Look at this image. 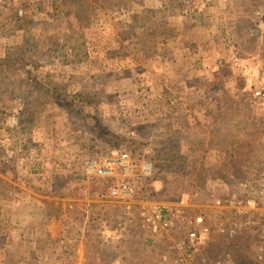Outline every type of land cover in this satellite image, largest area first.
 I'll return each mask as SVG.
<instances>
[{
    "label": "rangeland",
    "instance_id": "1",
    "mask_svg": "<svg viewBox=\"0 0 264 264\" xmlns=\"http://www.w3.org/2000/svg\"><path fill=\"white\" fill-rule=\"evenodd\" d=\"M263 72L264 0H0V264H171L197 215L193 264H264ZM113 152L172 229L86 176Z\"/></svg>",
    "mask_w": 264,
    "mask_h": 264
},
{
    "label": "built area",
    "instance_id": "2",
    "mask_svg": "<svg viewBox=\"0 0 264 264\" xmlns=\"http://www.w3.org/2000/svg\"><path fill=\"white\" fill-rule=\"evenodd\" d=\"M254 97L264 102V72L260 76V86L253 91ZM113 156L105 159L103 162L96 160L87 161L85 164V174L87 177H109L113 178L120 171L122 179L109 188V197L117 203L123 204L127 210H137L142 219V226L156 233L158 231H168L173 228L174 218L181 215V208L188 205V195H184L180 205L177 207H168L161 204H142L134 201L136 194L135 187L131 183L134 161L127 152H113ZM153 171V165L150 161H143L141 165V174L150 177ZM261 202L264 205V189L261 192ZM249 202L248 204L251 205ZM217 204H220L219 201ZM193 225L188 232L185 241L178 243L173 250L171 264H193V257L200 252V235L208 233L209 229L205 224V218L197 215L190 221ZM264 242V234L262 236ZM264 248H259L260 258Z\"/></svg>",
    "mask_w": 264,
    "mask_h": 264
},
{
    "label": "trees",
    "instance_id": "3",
    "mask_svg": "<svg viewBox=\"0 0 264 264\" xmlns=\"http://www.w3.org/2000/svg\"><path fill=\"white\" fill-rule=\"evenodd\" d=\"M252 95H253V90H252ZM259 101H260V100H259ZM260 102H262V101H260ZM235 261H236L237 264H256V263H253L252 261H248V260H246V259H244V260H242V261H239V259H236V258H235Z\"/></svg>",
    "mask_w": 264,
    "mask_h": 264
},
{
    "label": "crops",
    "instance_id": "4",
    "mask_svg": "<svg viewBox=\"0 0 264 264\" xmlns=\"http://www.w3.org/2000/svg\"><path fill=\"white\" fill-rule=\"evenodd\" d=\"M68 208H71V209H73V208H72V207H70V206H68ZM70 223H73V221H71ZM75 225H78V224L76 223Z\"/></svg>",
    "mask_w": 264,
    "mask_h": 264
}]
</instances>
